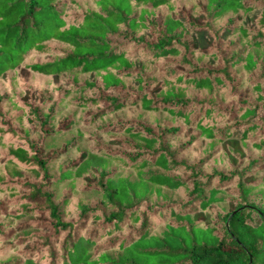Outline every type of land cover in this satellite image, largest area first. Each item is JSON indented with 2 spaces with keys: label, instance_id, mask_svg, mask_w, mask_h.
Segmentation results:
<instances>
[{
  "label": "trees",
  "instance_id": "obj_1",
  "mask_svg": "<svg viewBox=\"0 0 264 264\" xmlns=\"http://www.w3.org/2000/svg\"><path fill=\"white\" fill-rule=\"evenodd\" d=\"M0 264H264V0H0Z\"/></svg>",
  "mask_w": 264,
  "mask_h": 264
}]
</instances>
